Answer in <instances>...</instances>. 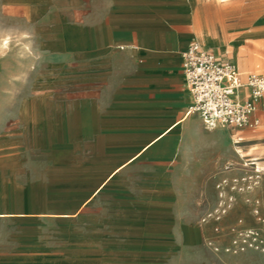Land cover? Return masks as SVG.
Listing matches in <instances>:
<instances>
[{"label":"rangeland","instance_id":"374dc122","mask_svg":"<svg viewBox=\"0 0 264 264\" xmlns=\"http://www.w3.org/2000/svg\"><path fill=\"white\" fill-rule=\"evenodd\" d=\"M51 2L47 8L41 0H0V42L7 38L5 45L0 44V264H186L200 258L203 244L215 252L250 251L258 264H264V151L257 160L263 171L256 184L254 177H247L253 169L243 167L236 155L229 166L232 173L223 177L226 182L219 190L207 185L197 192H171L174 198L155 201L168 205L175 215L170 231L175 240L186 237L185 230L213 233L199 246L188 242L166 252L139 249L140 225L132 222L138 213L132 200L106 209L93 198L86 207H78L90 185L66 173L62 167L67 156L53 143L54 135L64 136L62 126L69 114L83 116L82 110L69 111L73 97L67 94L65 77L59 75L68 68L62 55L66 41L51 31L67 24L73 3ZM232 3L242 7L254 1L194 2L197 14L187 21L191 37L185 47L204 41L210 43L207 49L227 55L241 74L264 73V16L229 15ZM240 62L246 66L244 71ZM259 127L221 129L233 140L247 139ZM243 143L236 144L241 151ZM252 148L250 157L258 156ZM238 187L244 190L238 192ZM215 206L222 211L212 212ZM99 207L101 215L92 214ZM17 211L25 214H6ZM208 213L213 216L202 221ZM243 240L253 245L239 250Z\"/></svg>","mask_w":264,"mask_h":264},{"label":"crops","instance_id":"0c3cea01","mask_svg":"<svg viewBox=\"0 0 264 264\" xmlns=\"http://www.w3.org/2000/svg\"><path fill=\"white\" fill-rule=\"evenodd\" d=\"M51 1L41 4L51 8ZM196 1L72 0L67 24L51 29L66 41L62 55L68 68L59 75L65 77L67 94L73 97L69 111L83 112L82 118L69 114L62 126L64 136H53L54 145L67 156L62 168L90 185L78 207H86L93 198L106 209L124 200L136 202L138 213L132 222L140 225L139 249L166 252L188 242L199 246L214 237L209 231L184 229L186 237L175 240L170 231L176 217L168 205H156V200L207 185L218 189L226 182L223 177L232 173L229 166L236 155L243 167L253 169L247 177H254V184L263 171L257 162L264 151L263 109L256 111L260 127L247 139L233 140L223 127L206 128L198 114L186 112L192 95L184 81L181 52L191 37L186 24L197 14L192 7ZM253 1L242 7L232 3L227 14L264 16V0ZM241 140L244 151L236 145ZM250 146L258 156L250 157ZM218 211L222 210L216 206L212 210ZM92 214L100 216V207ZM203 246L200 258L186 264H258L250 251L232 254Z\"/></svg>","mask_w":264,"mask_h":264},{"label":"built area","instance_id":"2783aa9c","mask_svg":"<svg viewBox=\"0 0 264 264\" xmlns=\"http://www.w3.org/2000/svg\"><path fill=\"white\" fill-rule=\"evenodd\" d=\"M181 57L184 81L192 95L187 113L198 114L209 129L218 126L255 128L259 124L256 111L259 107L264 110V73L242 75L230 59L215 54L197 41L190 42ZM210 216L213 214L208 213L202 221ZM232 243L235 245L236 241ZM242 244L239 250L250 246L246 240ZM230 250L224 248L226 252Z\"/></svg>","mask_w":264,"mask_h":264},{"label":"bare ground","instance_id":"6f19581e","mask_svg":"<svg viewBox=\"0 0 264 264\" xmlns=\"http://www.w3.org/2000/svg\"><path fill=\"white\" fill-rule=\"evenodd\" d=\"M223 26H224V25H223ZM209 38H210V37H209ZM214 39H215V38H214ZM211 40H212V38H211ZM6 43H7V38H6V37L2 38L0 44H1V45H5ZM202 44H203L202 46L206 47V45H205L204 43H202ZM233 44H234V43H233ZM219 48H220V47H219ZM215 52H216V51H215ZM239 66H240V68L242 69V71H244L245 68H246V66H245L244 63H242V62H240V65H239ZM244 74H246V73H244ZM244 74H243V75H244ZM237 148H238V147H237ZM241 154H242V153H241ZM239 155H240V154H239ZM245 164H246V163H245ZM257 168H258V167H257ZM254 169H255V167H254ZM248 236H249V235H248ZM252 239H253L254 241L256 240V238H252ZM251 245H253V244H250V246H251ZM255 247L257 248V247H259V246H255ZM261 250L264 251V248H261Z\"/></svg>","mask_w":264,"mask_h":264}]
</instances>
